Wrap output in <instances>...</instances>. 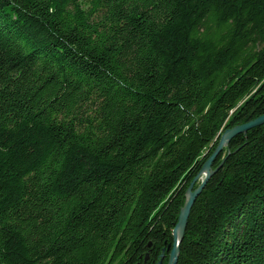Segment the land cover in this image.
I'll return each instance as SVG.
<instances>
[{"label":"trees","instance_id":"trees-1","mask_svg":"<svg viewBox=\"0 0 264 264\" xmlns=\"http://www.w3.org/2000/svg\"><path fill=\"white\" fill-rule=\"evenodd\" d=\"M263 115L264 0H0V264H157ZM225 158L177 264H264V125Z\"/></svg>","mask_w":264,"mask_h":264},{"label":"water","instance_id":"water-1","mask_svg":"<svg viewBox=\"0 0 264 264\" xmlns=\"http://www.w3.org/2000/svg\"><path fill=\"white\" fill-rule=\"evenodd\" d=\"M264 125V115L240 126H236L232 129H228L221 136L218 147L215 152L210 156V158L204 164L201 172L198 176L193 180L190 184L187 192H186V201L184 206L181 208L180 215L178 218V223L176 224L173 230V245H169L166 249L162 250V254L160 257V261L157 264H164L166 253H169L168 264H177L180 256V246L184 240L187 227L189 224V219L191 216L192 209L197 201V199L201 196L202 192L207 186L209 180L219 172L224 166L227 158L230 156L228 153L227 158H225L220 166L214 170L213 164L216 162L217 158L223 153V151L229 147L231 141L240 135H247V133L253 129L261 127ZM199 183V186L195 188V186ZM151 244L148 245L150 247ZM149 256L147 255L145 258V263L148 261Z\"/></svg>","mask_w":264,"mask_h":264}]
</instances>
